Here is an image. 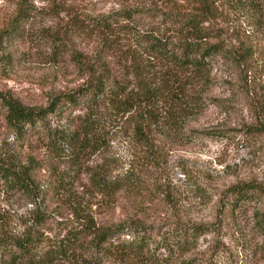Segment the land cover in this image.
I'll return each instance as SVG.
<instances>
[{
    "label": "rangeland",
    "instance_id": "obj_1",
    "mask_svg": "<svg viewBox=\"0 0 264 264\" xmlns=\"http://www.w3.org/2000/svg\"><path fill=\"white\" fill-rule=\"evenodd\" d=\"M32 1L26 38L0 44V91L7 96L42 107L54 94L84 84L88 71L119 78L126 73L123 51L141 52L152 71L170 67L173 77L188 86L177 108L163 95L151 104L147 147L132 135L131 118L109 106L105 146L103 125L95 150L74 160L48 154L36 132L12 129L0 107V164L25 173L34 191L16 192L0 182V223L28 225L35 207L50 215L45 227L54 233L57 226L89 212L100 224L145 226L156 254L176 249L180 225H204L207 230L195 249L201 264H264V197L238 200L228 190L247 181L264 187V24L245 8L224 6L221 17L204 25L205 33L232 53L251 45L253 54L245 62L212 58L201 81L194 69L167 64L143 41L145 33L164 26L161 12L168 11L170 0ZM16 2L0 0V26L14 14ZM58 7L62 10L54 13ZM71 16L78 19V28L65 33L72 27ZM48 31L61 32L64 44L46 41L42 35ZM84 111L78 103L61 117L43 121L50 129L59 128ZM104 156L114 161L113 173L129 168L141 185L113 198L96 191L93 175H104ZM47 185L54 191L39 193ZM55 264L81 262L72 258Z\"/></svg>",
    "mask_w": 264,
    "mask_h": 264
},
{
    "label": "trees",
    "instance_id": "obj_2",
    "mask_svg": "<svg viewBox=\"0 0 264 264\" xmlns=\"http://www.w3.org/2000/svg\"><path fill=\"white\" fill-rule=\"evenodd\" d=\"M166 4L168 11L161 12L164 26L145 33L143 41L148 51L168 61L167 64L188 71L194 69L202 81L210 60L216 56H226L234 62H245L252 57L251 45L232 53L223 43L211 42L204 25L221 17L223 7L228 5L245 8L264 24V0H170ZM33 7L32 0H17L14 14L0 26V44L19 40L28 34L24 24ZM54 10V13H59L62 8ZM125 16L130 15L125 13ZM70 21L72 27L65 33L79 25L78 19L73 16ZM42 37L57 47L64 44L59 31H48ZM100 40L104 45V32ZM123 52L120 57L126 73L123 72L122 76L111 77L106 72L88 71L89 77L84 84L54 94L42 107L26 106L0 91V107L5 111L9 126L19 134L27 130L36 132L45 143L48 154L57 158L72 157L74 160L84 151L95 150L103 125L105 146L107 111L114 107L122 110V116L131 118L132 135L147 147L151 104L163 95L177 108L185 99L188 85L174 78L168 66L152 71L144 63L141 52ZM128 77L129 83L125 81ZM78 103L83 104L84 113L72 115L59 128L50 129L43 121L45 117H61V113L71 110ZM132 109H135V114H131ZM113 163L110 157L104 156V175L99 172L93 175L96 191L106 198H113L122 190L132 191L141 185L138 175L129 168L113 173ZM0 182L9 190L28 195L34 192L25 173L1 164ZM41 188L39 193L54 191V187L49 185ZM228 190L238 200L251 196L264 197V187L251 181L232 185ZM31 216V222L21 228L12 226L9 221L0 223V264H55L72 258L81 264H201L195 249L200 234L207 230L204 225H180L174 240L176 249L168 248L165 254H156L155 249L150 248L151 232L142 225L127 222L100 224L88 212L77 214L71 222L57 226L52 233L45 227L49 214L34 207ZM260 228L264 236V212Z\"/></svg>",
    "mask_w": 264,
    "mask_h": 264
}]
</instances>
